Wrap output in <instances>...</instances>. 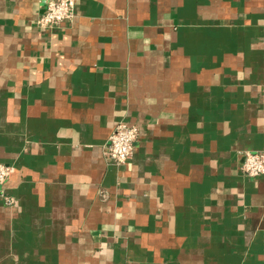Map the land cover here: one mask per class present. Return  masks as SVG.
<instances>
[{"label": "crops", "instance_id": "obj_1", "mask_svg": "<svg viewBox=\"0 0 264 264\" xmlns=\"http://www.w3.org/2000/svg\"><path fill=\"white\" fill-rule=\"evenodd\" d=\"M48 1L0 0V264H264V0Z\"/></svg>", "mask_w": 264, "mask_h": 264}, {"label": "built area", "instance_id": "obj_2", "mask_svg": "<svg viewBox=\"0 0 264 264\" xmlns=\"http://www.w3.org/2000/svg\"><path fill=\"white\" fill-rule=\"evenodd\" d=\"M76 0H49L44 12L38 17L37 25L42 30L72 21L75 17ZM140 137V127L136 124L119 122L110 135L106 150L115 165L126 164L135 153L136 143ZM242 173L247 177L264 175V150L245 151L242 153ZM11 166L0 163V195L7 205H13L15 198L4 187L11 175Z\"/></svg>", "mask_w": 264, "mask_h": 264}, {"label": "water", "instance_id": "obj_3", "mask_svg": "<svg viewBox=\"0 0 264 264\" xmlns=\"http://www.w3.org/2000/svg\"><path fill=\"white\" fill-rule=\"evenodd\" d=\"M242 162H243V159H242Z\"/></svg>", "mask_w": 264, "mask_h": 264}]
</instances>
